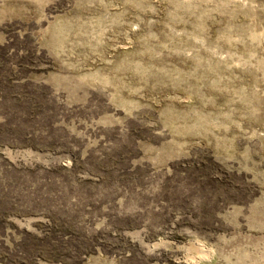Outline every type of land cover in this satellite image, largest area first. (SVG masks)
I'll list each match as a JSON object with an SVG mask.
<instances>
[{
	"label": "rangeland",
	"instance_id": "374dc122",
	"mask_svg": "<svg viewBox=\"0 0 264 264\" xmlns=\"http://www.w3.org/2000/svg\"><path fill=\"white\" fill-rule=\"evenodd\" d=\"M0 264H264V0H0Z\"/></svg>",
	"mask_w": 264,
	"mask_h": 264
}]
</instances>
